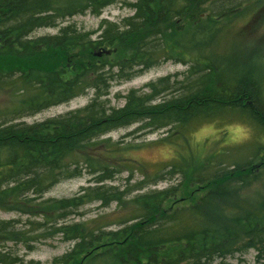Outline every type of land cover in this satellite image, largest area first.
<instances>
[{
	"label": "trees",
	"instance_id": "16d2710c",
	"mask_svg": "<svg viewBox=\"0 0 264 264\" xmlns=\"http://www.w3.org/2000/svg\"><path fill=\"white\" fill-rule=\"evenodd\" d=\"M112 2L0 0V80L16 76L25 92L19 111L37 113L93 91L83 107L43 121L0 123V208L40 216L27 220L31 230L17 229L13 219L0 221V264H24L3 251L5 242L31 250L29 242L53 236L73 244L49 264H212L247 249L264 257V200L254 205L238 192L264 171V144L232 163L227 151H217L195 162L168 164L167 174H180L177 185L138 192L124 201L123 191L103 185L121 168H138L129 158L117 159L120 141L100 139L115 129L137 124L128 135L181 129L228 114L264 129L261 84L236 70L231 74V53L194 54L182 46L186 24L205 20L211 25L238 15L247 0H133L124 2L133 10L130 16L119 22L103 19L97 31L67 24L57 34L32 36L38 28L86 10L98 15ZM103 50L110 53L95 55ZM165 60L187 69L131 89L121 106L111 105L112 80H127ZM84 167L90 184L70 197L43 198L50 187L79 176ZM225 199H231L230 208L219 210ZM93 202L100 207L127 203L129 209L113 221L71 219ZM111 225L117 228L106 229Z\"/></svg>",
	"mask_w": 264,
	"mask_h": 264
},
{
	"label": "rangeland",
	"instance_id": "374dc122",
	"mask_svg": "<svg viewBox=\"0 0 264 264\" xmlns=\"http://www.w3.org/2000/svg\"><path fill=\"white\" fill-rule=\"evenodd\" d=\"M133 0H113L105 6L98 15L86 12L74 15L56 22L55 26L41 27L36 29L32 36L54 35L59 29L67 24H75L80 31H97L101 20L119 22L123 17L130 16L133 10L124 2ZM246 1V0H244ZM242 11L238 15L227 19L217 20L215 24L209 25L205 20L197 24H186L182 46L185 45L190 53L212 51L220 56L225 51L231 53L233 59L229 67L231 74L236 70L238 75L247 74L262 85L264 95V0H247L242 4ZM208 27H211L208 30ZM98 32L92 34L96 38ZM226 65V64H224ZM187 65L171 60H165L127 80H112L109 87L110 103L113 106H121L122 98L131 89H142L145 84L160 77L182 73ZM224 72V69L222 70ZM220 70L218 71V73ZM236 74V75H237ZM93 95L92 90L73 98L72 100L52 106L33 115L16 114L20 109V100L24 98V91L16 81V76L2 78L0 81V123L8 121L11 123L23 122L32 124L45 119L63 114L67 111L83 107ZM118 95V97H115ZM137 127L133 124L128 127L115 129L100 139H109L112 142L120 141V150L117 159L123 157L135 161L138 165L137 171L121 168L122 171L115 174L113 179L106 180L103 185L114 187L125 193V199L138 192L148 189H164L170 185H177L181 180L180 174L169 175L166 173L168 164L173 162L184 163L195 162L213 152L227 151V162L235 161L239 157L251 156L253 150L260 144H264V129L252 120L240 117L237 114H228L225 117H217L212 120H196L181 129L166 127L150 132H135L129 134ZM247 128L249 135L247 139L237 142V129ZM171 132V133H170ZM171 135H170V134ZM169 135V136H168ZM241 154V155H239ZM235 159V160H234ZM108 162H114L109 160ZM88 168L84 167L79 176L61 180L54 184L44 193L43 198H65L74 195L81 186L90 184ZM144 175V177H142ZM147 177L146 180H144ZM154 182V183H153ZM202 186V184L200 185ZM194 189H197L195 187ZM203 189L199 188V190ZM240 198L254 205L259 200H264V171L257 180L238 189ZM231 199H225L219 203L220 208H230ZM243 202V201H242ZM244 203V202H243ZM129 204H117L112 202L108 207H100L98 202L86 204L71 219L83 221L91 218L105 217L106 221H113L120 214L127 212ZM178 204H176L177 206ZM240 210L237 207H232ZM218 210V211H219ZM224 210V209H223ZM230 213L229 211H225ZM15 220L16 228L20 230H31L27 220L36 221L40 216L26 211L23 214L0 208L1 220ZM111 225L106 229H116ZM34 232H30L33 234ZM34 248L29 250L22 243L7 241L2 244L3 251L16 255L26 264L29 261L49 264L56 256L68 251L73 242L62 241L59 236H53L39 242H29ZM257 251L247 249L215 260L212 264H264V257H257Z\"/></svg>",
	"mask_w": 264,
	"mask_h": 264
},
{
	"label": "snow or ice",
	"instance_id": "6c2138e0",
	"mask_svg": "<svg viewBox=\"0 0 264 264\" xmlns=\"http://www.w3.org/2000/svg\"><path fill=\"white\" fill-rule=\"evenodd\" d=\"M238 135L235 137L237 142H240L244 139H247V136L249 135V130L247 128L243 129H237Z\"/></svg>",
	"mask_w": 264,
	"mask_h": 264
},
{
	"label": "bare ground",
	"instance_id": "6f19581e",
	"mask_svg": "<svg viewBox=\"0 0 264 264\" xmlns=\"http://www.w3.org/2000/svg\"><path fill=\"white\" fill-rule=\"evenodd\" d=\"M86 12H90V13H92L90 10H86V11H84L83 13H86ZM83 13H79V14H76V15H80V14H83ZM93 14V13H92ZM33 34V33H32ZM43 36V35H42ZM38 37V36H37ZM1 81V80H0ZM261 89H262V96H263V98H264V95H263V88H262V85H261ZM88 91V90H87ZM86 91V92H87ZM25 93V92H24ZM81 96V95H80ZM79 97V96H78ZM76 98V97H75ZM72 100V99H71ZM63 104V103H62ZM38 113V112H37ZM16 114H22V112L21 111H17L16 112ZM23 114H26V115H33V114H35V113H33V114H27L26 113V110L25 111H23ZM8 123H11V122H8ZM15 123H18V122H15Z\"/></svg>",
	"mask_w": 264,
	"mask_h": 264
},
{
	"label": "water",
	"instance_id": "95a60500",
	"mask_svg": "<svg viewBox=\"0 0 264 264\" xmlns=\"http://www.w3.org/2000/svg\"><path fill=\"white\" fill-rule=\"evenodd\" d=\"M102 53L109 54L110 51H109V50H103V51H100V52L95 53V55L99 56V55H101Z\"/></svg>",
	"mask_w": 264,
	"mask_h": 264
}]
</instances>
